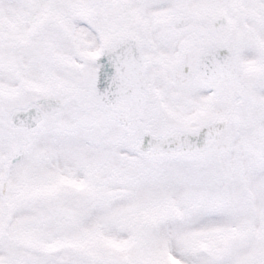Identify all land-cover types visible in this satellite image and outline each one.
I'll return each instance as SVG.
<instances>
[{
	"label": "snow or ice",
	"instance_id": "6c2138e0",
	"mask_svg": "<svg viewBox=\"0 0 264 264\" xmlns=\"http://www.w3.org/2000/svg\"><path fill=\"white\" fill-rule=\"evenodd\" d=\"M0 264H264V0H0Z\"/></svg>",
	"mask_w": 264,
	"mask_h": 264
}]
</instances>
